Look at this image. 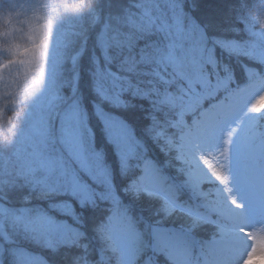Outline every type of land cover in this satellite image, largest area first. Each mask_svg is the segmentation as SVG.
Instances as JSON below:
<instances>
[{
    "label": "trees",
    "instance_id": "16d2710c",
    "mask_svg": "<svg viewBox=\"0 0 264 264\" xmlns=\"http://www.w3.org/2000/svg\"><path fill=\"white\" fill-rule=\"evenodd\" d=\"M45 35L61 98L23 124L16 61ZM1 70L0 264H98L107 247L110 264H176L177 238L240 232L212 202L240 210L244 186L233 195L218 173L185 183L159 136H176L178 113L190 119L264 73V0H0ZM247 140L248 181L260 183L263 116ZM144 158L176 196L142 189ZM72 180L86 192L71 191Z\"/></svg>",
    "mask_w": 264,
    "mask_h": 264
},
{
    "label": "rangeland",
    "instance_id": "374dc122",
    "mask_svg": "<svg viewBox=\"0 0 264 264\" xmlns=\"http://www.w3.org/2000/svg\"><path fill=\"white\" fill-rule=\"evenodd\" d=\"M53 37L41 36L37 44L25 53L20 61H16L22 96L28 104L21 114L23 124L30 121L34 124L36 111H46L61 98L51 78L50 62L47 57L48 51L55 43ZM8 70L10 71L9 68ZM2 73L3 70L0 71V78ZM261 95H264V75L245 84L238 93L226 100L213 103L210 108L201 107L190 119H187L183 112L178 113L176 122L181 129L176 131L175 137L172 131L160 133L159 145L168 157L166 160L180 165L176 171H181L185 183L199 187L198 182L204 176L218 173L227 182V188L233 195H236L243 185L244 188L236 198L239 205L244 206L243 213L248 216V222L240 224L238 217L241 209L232 208L229 218L237 226H244L247 232L230 234V238L226 239L229 245L220 241L206 242L204 248L211 250L207 254L200 246L196 244L193 246L191 242L185 244L182 237L177 238L172 251L176 264H241L242 261L245 264H264V249L252 255L258 248L257 237L260 228L264 226V181L249 182L247 163L243 161V157L252 149L246 138L253 130L257 119L260 116L264 117V104L258 100ZM170 126L172 127L173 123ZM54 152L56 153V149ZM138 167L141 172L136 181L145 191H149L155 183H164L167 178L160 167L150 159L145 158ZM71 183V191L81 194L86 192L81 183L74 180ZM134 183V180H130L125 191H132ZM167 188L175 192L171 183ZM220 189L221 186L212 192L218 193ZM136 192L134 189L133 194ZM212 203L213 208H216V202ZM218 213L223 214L219 210ZM68 231L69 229L63 226L58 230V234L66 236ZM112 250V247L102 250L98 264L100 262L110 264V258H114ZM190 255H194L193 262H189ZM150 259L153 260L154 256Z\"/></svg>",
    "mask_w": 264,
    "mask_h": 264
},
{
    "label": "snow or ice",
    "instance_id": "6c2138e0",
    "mask_svg": "<svg viewBox=\"0 0 264 264\" xmlns=\"http://www.w3.org/2000/svg\"><path fill=\"white\" fill-rule=\"evenodd\" d=\"M28 50H25V52H27ZM226 83V82H225ZM222 178V177H221ZM238 207L241 209V213L238 217V221L240 224H243V223H246L248 222V216L243 213V205H238ZM240 232L244 233V232H247V229L243 228V227H239L238 229ZM222 233H225V234H229L230 233V230H225V229H222L221 230ZM250 234V233H249ZM257 241H258V248L257 250H254L252 252V255H255L257 251L261 250V249H264V226H262L260 228V234L258 235L257 237Z\"/></svg>",
    "mask_w": 264,
    "mask_h": 264
},
{
    "label": "clouds",
    "instance_id": "9594fccd",
    "mask_svg": "<svg viewBox=\"0 0 264 264\" xmlns=\"http://www.w3.org/2000/svg\"><path fill=\"white\" fill-rule=\"evenodd\" d=\"M247 76V74H245ZM258 100L260 103L264 104V95H261L260 97H258ZM241 264H245L244 261L241 262Z\"/></svg>",
    "mask_w": 264,
    "mask_h": 264
}]
</instances>
